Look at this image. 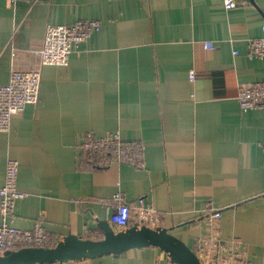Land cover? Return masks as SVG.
Segmentation results:
<instances>
[{
    "label": "crops",
    "instance_id": "0c3cea01",
    "mask_svg": "<svg viewBox=\"0 0 264 264\" xmlns=\"http://www.w3.org/2000/svg\"><path fill=\"white\" fill-rule=\"evenodd\" d=\"M237 1L0 0V86L15 68L37 66L48 23L102 22L68 65L42 67L39 101L0 131V186L14 157L29 193L16 201V226L42 221L57 241L102 238L100 221L114 227L108 202L122 191L154 207L147 219L134 208L130 225L173 228L197 252L220 211L217 231L240 241L239 261L264 264V108L244 110L237 97L264 80V58L247 55L263 35L264 0ZM89 131L142 142V163L94 166L78 149ZM85 264L173 263L147 246Z\"/></svg>",
    "mask_w": 264,
    "mask_h": 264
},
{
    "label": "built area",
    "instance_id": "2783aa9c",
    "mask_svg": "<svg viewBox=\"0 0 264 264\" xmlns=\"http://www.w3.org/2000/svg\"><path fill=\"white\" fill-rule=\"evenodd\" d=\"M12 4L17 0H9ZM238 4L237 0H224L227 9ZM98 19H78L71 24L48 23L42 46L37 50L38 64L32 69L15 68L7 83L0 86V131L11 129L12 118L21 113L29 104L39 101L41 92L42 67L45 65H68L72 52L101 28ZM207 48L215 45L211 41L205 43ZM240 51L235 50V54ZM247 55L250 58H264V26L263 35L248 41ZM195 72L191 70L190 78L195 79ZM238 100L244 110L264 108V80L241 85ZM80 153L94 166L105 168L115 163L141 164L144 155V144L140 141L123 139L120 131L97 135L93 131L87 132L78 144ZM264 150V143H263ZM20 161L8 157L5 167V181L0 186V253L5 250H17L25 246L51 247L57 240L44 226L37 222L32 229H25L15 225V204L20 198L27 197L28 192L19 187ZM113 205V223L116 230L130 226L133 209L139 210L147 219L154 207L140 198L136 204L125 200L122 191H117L111 201ZM221 217L220 211H212L209 215V233L198 242L197 252L206 264H244L239 261L238 252L234 250L240 241L234 239L231 244L221 239L217 231V221ZM85 260L74 261V264H85Z\"/></svg>",
    "mask_w": 264,
    "mask_h": 264
},
{
    "label": "water",
    "instance_id": "95a60500",
    "mask_svg": "<svg viewBox=\"0 0 264 264\" xmlns=\"http://www.w3.org/2000/svg\"><path fill=\"white\" fill-rule=\"evenodd\" d=\"M102 238L64 236L55 246H25L0 253V264H63L107 254L118 256L131 248L158 246L167 252L173 264H206L198 253L167 226L135 223L116 230L108 220L100 221Z\"/></svg>",
    "mask_w": 264,
    "mask_h": 264
},
{
    "label": "trees",
    "instance_id": "16d2710c",
    "mask_svg": "<svg viewBox=\"0 0 264 264\" xmlns=\"http://www.w3.org/2000/svg\"><path fill=\"white\" fill-rule=\"evenodd\" d=\"M87 161V160H86ZM139 214V213H138ZM144 219V218H143ZM141 219V222L145 223L144 220ZM143 223H140V224H143ZM63 264H74V261H70V262H67V263H63Z\"/></svg>",
    "mask_w": 264,
    "mask_h": 264
}]
</instances>
